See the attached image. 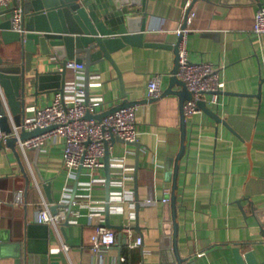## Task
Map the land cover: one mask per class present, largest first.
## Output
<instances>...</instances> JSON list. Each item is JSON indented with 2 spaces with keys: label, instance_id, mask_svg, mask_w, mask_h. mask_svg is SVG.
Here are the masks:
<instances>
[{
  "label": "crops",
  "instance_id": "1",
  "mask_svg": "<svg viewBox=\"0 0 264 264\" xmlns=\"http://www.w3.org/2000/svg\"><path fill=\"white\" fill-rule=\"evenodd\" d=\"M186 2L149 0L145 40L176 41L177 30L185 21ZM261 5L264 0H198L193 5L196 16L189 24L186 46L191 59L221 66L226 87L221 104L210 105L228 122H218L204 111L187 118V149L179 167L178 242L182 255L190 256L197 264H239L234 251L237 246L242 252L252 250L264 264V84L262 96H257L264 77V35L258 36L252 30ZM114 57L123 71L130 99L148 98L147 84L154 72L165 73L164 90L168 87L174 49L127 45ZM91 69L90 99L103 102L101 112L120 104L122 89L116 68L104 60ZM85 80V70L80 73L68 67L66 100L72 96L75 83ZM55 92L29 98L26 120L34 118L37 107L50 103ZM136 117L142 142L137 191L136 146L117 141L112 146V174L116 177L122 172L124 167L117 166L116 157L125 154L124 171L128 177L122 186L111 183L110 222L118 226L113 228L118 235L122 231L124 239V229L134 227L138 218L143 235L133 229L136 235L143 236V244L131 250L125 244L122 248L112 246L99 259L91 247L96 237L95 224L106 219V180L96 182L89 190L86 177L81 175L76 190L77 199L83 202L77 208L79 213L71 216L65 232L61 225L48 224L53 235L44 264H65L63 258L68 264H120V253L127 255L132 264H160V238L166 222L161 199L172 191L173 170L182 142L180 97L173 93L154 102L139 103ZM62 146V140H51L40 150L38 166L45 180L38 175L36 149L25 154L18 147L32 178L29 187L13 151L0 150V228L11 230L12 241L23 236L28 223L37 246L44 247L48 228L38 224L36 210L43 201L51 203L43 184L49 181L51 193L60 201L65 185L70 183L72 192L78 176L77 171L76 176L68 177L64 170ZM89 191L95 199L102 200L94 204L99 214L93 222L86 203ZM147 199L160 200L148 204ZM63 243L71 246L69 252L62 249ZM0 264H14V259L1 258Z\"/></svg>",
  "mask_w": 264,
  "mask_h": 264
},
{
  "label": "water",
  "instance_id": "2",
  "mask_svg": "<svg viewBox=\"0 0 264 264\" xmlns=\"http://www.w3.org/2000/svg\"><path fill=\"white\" fill-rule=\"evenodd\" d=\"M186 12L185 21L182 28L187 26L189 11L194 3ZM149 0H14L11 7L0 10V129L3 136H0V150L10 148L18 158L22 172L27 178V185L32 182L18 148L19 140L32 138L54 128L36 127L33 130H26L23 127L26 121V112L28 109L29 98L38 97L40 94H49L52 91L60 90L65 93L67 84L68 62L75 60L85 65V88L86 102L90 101V79L92 67L108 60L118 73L120 86L122 89V100L109 109L100 113L88 111L86 118L103 119L104 116L113 113L120 108L138 105L139 103L154 102L156 99L177 94L181 102V147L177 153L172 191L170 200L164 202L166 215L164 222V234L160 238L161 249L160 264H197L190 256H183L179 247V222H178V184L179 167L187 149V125L188 119L184 112L185 101L194 97V92L189 89L186 82L178 76L180 66V42L182 35L171 43L145 40L146 20L148 17ZM16 7L23 8V31L13 29L12 10ZM127 45L132 46H160L174 49L175 60L169 85L160 96L154 98L130 99L128 97L127 87L124 82L122 69L118 66L114 54ZM260 91L258 97L262 96L264 77L261 78ZM209 93V92H208ZM207 93V94H208ZM224 93V92H223ZM199 107L207 115L218 122L228 124L227 120L217 112L204 99L199 100ZM15 127L19 128V135L13 134ZM112 143L117 141H126L136 146L135 155V186L137 191L138 176L140 167V147L142 142L127 141L124 138L113 136ZM41 148H36L35 164L38 175L45 180L44 175L39 170L38 155ZM111 150L110 142L106 143L105 152V174H106V225L109 227H118L110 222V199H111ZM82 168L78 170L77 181L73 189L70 202H59L55 200L51 193V183L44 182L43 186L48 193V199L51 203V210L54 213L60 211V208H68V219L61 224L65 232V226L70 225V214L73 208L72 201L77 195V187ZM137 212L140 210L139 197H136ZM48 232L45 233L44 247H38L35 237L31 234L29 228L32 225H26V231L17 241L11 240V230L0 228V259L11 257L14 264H44V255L50 253V241L52 229L47 223ZM28 228V229H27ZM143 235V228L139 226L138 218L134 227ZM122 231L118 235L120 248L122 244ZM11 248V249H10ZM236 259L239 264H263L256 258L252 250L242 252L240 246L234 249ZM65 256L64 251H61ZM63 256V257H64ZM122 256V253H120ZM63 263L66 261L63 258ZM122 264V263H120Z\"/></svg>",
  "mask_w": 264,
  "mask_h": 264
},
{
  "label": "built area",
  "instance_id": "3",
  "mask_svg": "<svg viewBox=\"0 0 264 264\" xmlns=\"http://www.w3.org/2000/svg\"><path fill=\"white\" fill-rule=\"evenodd\" d=\"M192 1L193 0H187L184 4V11L187 12ZM13 3L14 0H0V10L11 7ZM23 12L22 7H16L12 10L11 17L13 18V29L23 31ZM188 14L187 26L185 28L180 27L177 30L179 36L182 35L178 76L183 79L189 89L194 92V97L185 101L184 112L186 118L202 111L199 107L200 99H204L209 104L214 103L219 106L221 104V94L226 87L221 66L210 61L206 62L204 60L191 59L190 51L186 46V39L190 32L189 24L196 16L193 7ZM252 30L258 36L264 35V5H261L257 10ZM69 66L80 73H83L85 70V65L75 60L69 61L68 67ZM164 78V72H154V74L151 75L147 84L148 98H154L162 94L164 91ZM74 87V92L69 99L66 100L65 93L57 90L50 103L46 106L36 108L34 118L30 121L26 120L25 124H23L26 130H33V128L36 127H50V125L56 126L32 138L19 140L18 147L27 154L28 151H33V149L37 147L43 149L51 140H62L63 167L68 177L76 176V172L82 168L80 175L86 177V188L91 190L96 182H104V180H106L104 167L107 141L110 142L111 156L112 146L115 144L111 141L113 136L124 138L127 141H139L140 126L139 120H137L136 117L138 105L120 108V110L104 116L101 120L86 118L85 115L88 111L100 113V107L103 105V102L90 99L89 103H87L85 84L76 82ZM207 95H209L208 98ZM13 134L19 135L18 127H15ZM0 136H3V133H0ZM116 159L119 161L117 166L125 168V154L116 157ZM112 164L113 156L111 158V166ZM124 168L116 177L112 174L111 170V183H115L118 186H122L125 183L128 174L124 171ZM71 189L72 186L70 183L65 185L62 192L63 196L59 202H70L63 201V198L72 195L73 192H71ZM18 200H21V195H19ZM158 200L160 199H147L146 203L156 204ZM169 200L170 191H167L161 201L167 202ZM86 201L89 205V209H91L89 217L93 222L94 217L99 214L94 204L102 200L95 199L93 193L89 191ZM72 203L73 208L70 214V221L72 220V215L79 213L77 208H79L83 202L75 197ZM62 210L63 211L60 210L54 213L53 210H51V205L43 201L41 206L36 210V220L40 223H47L59 227V225L68 219V208H63ZM95 227L96 237L91 249L98 255L99 259H103L109 248L120 245L118 242V234L114 228L106 225V219L104 221V218L97 222ZM124 231L125 238L122 240V244H125L129 250L143 244V236L136 235L131 226H127ZM62 245V249L65 252L71 250L70 245L66 243ZM119 262L122 264H132L130 258L125 254L120 256Z\"/></svg>",
  "mask_w": 264,
  "mask_h": 264
}]
</instances>
